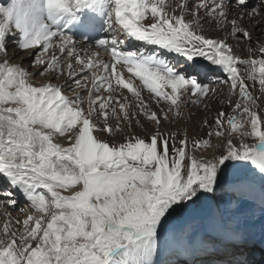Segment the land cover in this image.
Instances as JSON below:
<instances>
[{
  "label": "snow or ice",
  "instance_id": "6c2138e0",
  "mask_svg": "<svg viewBox=\"0 0 264 264\" xmlns=\"http://www.w3.org/2000/svg\"><path fill=\"white\" fill-rule=\"evenodd\" d=\"M105 3L109 35L94 45L110 60L99 52L82 59L63 22L70 25L81 8ZM257 17L264 18V0H13L0 6V197L15 205L20 193L41 214L23 221L19 237L15 231L9 236L5 226L0 264H109L115 250L155 238L156 229L175 218L186 222L170 235V246L190 264L204 257L210 264H252L245 251L247 227L241 225L257 206L264 213V115L249 90L258 81L264 94V42L247 49L248 59L234 48L252 38L241 21ZM205 23L226 37H213ZM93 27L89 22L85 31ZM9 36H18L20 50L43 43L33 67L46 63L41 56L57 38L60 53L80 65L67 64V80L74 83L36 86L35 75L63 74L60 61L53 54L39 73L10 63ZM126 41L143 46L130 50ZM85 70L89 75L75 79ZM225 84L231 110L219 111L211 125L204 121L207 136L224 141L211 154L202 151L212 146L210 139L189 146L187 136L177 139L162 130L170 114L178 116L190 104L207 108L205 98H215ZM134 123L143 134L131 130ZM241 202L254 209L237 215ZM194 231L196 242L189 244ZM215 239L223 241L221 248Z\"/></svg>",
  "mask_w": 264,
  "mask_h": 264
},
{
  "label": "rangeland",
  "instance_id": "374dc122",
  "mask_svg": "<svg viewBox=\"0 0 264 264\" xmlns=\"http://www.w3.org/2000/svg\"><path fill=\"white\" fill-rule=\"evenodd\" d=\"M10 2L11 1H9L8 3L10 4ZM166 2H167V0H166ZM173 2L178 3L179 0H173ZM190 2H191V0H190ZM259 3H260V0H250V4H252V5H256ZM9 4H7V6ZM234 14L238 15L239 13H234ZM41 16H43V13L41 14ZM205 20H207V18H205ZM146 23H147V21H146ZM241 23L252 34L251 41H245L244 39H240L239 43L237 44V42L233 41L230 37H228L227 39L229 40L230 43L237 44V47L234 48L235 54L240 55L242 58L248 59V58H250L251 54L247 51V49L249 47H252L255 49L257 47L258 41L264 42V25L261 26V23H264V18L257 17V18L251 19V20L245 19V20L241 21ZM205 28L207 29L208 33L215 38H225L226 37L225 31L215 29L210 24L205 23ZM66 29L68 30V28H65V30ZM260 29H261V31L258 32L257 30H260ZM228 31H230V28L228 29ZM67 34L70 35L69 31H67ZM106 35H108V34H104L102 38L106 37ZM17 38H18V36H17ZM120 38L123 39V36H121ZM75 39H77V38H75ZM17 40L18 39H15L14 41L16 42ZM53 42H54V47L52 49H49L48 53H44L43 56H41V59L46 61V63L43 65L45 66L47 64V59L50 56H52L53 54L58 52L61 55H56V57L59 58L60 67H62L64 69V74H62V76L67 77L68 74L66 75L65 69H67L68 63L72 62L73 66L76 68H79L80 65L77 64L75 57H72V56L69 57V56H67L66 53H60L59 48L56 46L60 43V41L57 38L54 37ZM130 42L131 41L125 42V48L130 49V45H129ZM132 42H134V41H132ZM137 43H141V42H136V44ZM88 44H91V43H87L83 47H79L78 43H77V48L80 51V57L82 59L83 58H91L99 52V57L101 59H104L105 62H108L110 60L109 54L103 53L94 44H92L91 47H89ZM42 45H43V43H42ZM42 45H39V47H37L39 49H38V52L34 55L33 59L31 58V60H30V58H29L28 61L26 58L21 59L17 64L26 68V69H29L32 73H39L40 70L42 71L43 69L47 68V67L42 68L43 65H40V64H37L35 67L32 66V61L43 50V49H40V47ZM37 48H35V49H37ZM10 49H8V52L10 51ZM34 50L32 49L33 52H35ZM130 50H132V49H130ZM154 50H156V49H154ZM162 53L166 55V53H164V52H162ZM24 54H22V55H24ZM15 61H16V59H14L13 63H15ZM201 62L207 63V61H201ZM37 66H40V68L38 67V69H35ZM238 67H243V66L239 65ZM86 75H89L88 70H85L84 72H78L76 77L78 79H80L81 77L86 76ZM128 75L129 74L125 73L126 78ZM217 75L220 76L221 78H223V73H217ZM57 78L58 77L55 75V73L53 74V71L49 70V71L45 72L44 76L35 75L33 77V82H39L38 83L39 85H42V84L47 83V82L48 83H56ZM83 82L86 84H89V81H83ZM209 82H211V81H209ZM248 84L251 86L253 84V82L248 81ZM89 86H90V84H89ZM249 90L252 91L253 95L258 98L257 99L258 111L260 112L261 115H264V94H261L259 91L258 81L255 83V86L250 87ZM123 93L131 96V93H128V91L126 89L123 90ZM82 94L86 95V90H83ZM104 94L106 95V93H104ZM113 95L117 96L120 94L114 93ZM236 98H238V97H234L233 100H235ZM228 99H229V97H228V85H226V84L220 85L217 88V96L215 98H213L211 100H209L208 98H205V103H207V105H208L207 108H205L203 104H201V105L190 104L181 110L180 115L173 116L172 114H170V120L163 122L162 130L165 132L176 133L177 139H181V138L187 136L189 139V146L191 145V142L195 139H210V144L212 146L204 148L202 151H204L205 153L211 154V152L216 150V146L222 145L224 143V141L222 138H218L215 136L209 138L207 136L209 128L205 126L204 121L207 120L209 122V124L211 125L219 111H221V110H224L226 112L230 111L231 106L225 102ZM118 111H119V109H118ZM139 119L143 123L145 118L139 117ZM109 122H110V124L116 123L114 118L110 119ZM124 124H126V122H121L122 127L124 126ZM127 130H129V129H126V131ZM131 130H134L140 134H143V132H144L143 127L140 124H135V123L133 125V129H131ZM148 131L152 132V131H154V129L150 127L148 129ZM122 136H123L122 133L117 134V137H116L117 141L122 142L121 141ZM105 139H108L107 133L105 134ZM248 142L253 143L254 140L249 138ZM158 148H159V145H158ZM248 171H250V172L252 171L251 167H249ZM6 200L7 199H3L0 201V202H2V204L0 203V206H1L0 208H7L9 210H13L12 208L8 207V205H6V202H5ZM16 206L17 207H15V211H12V212H13V214H15L19 217V220L16 221V220L12 219V221H11L10 218H12L13 216L10 217V215H7L5 213L3 215H0V239L5 238L4 228L6 225L9 229V232H8L9 236L11 235V232L15 231L17 233V236L19 237V235L22 234V232L24 231L23 221L25 219H27L26 215L28 214V215H32V216H36V217L41 215L40 213H36V214L30 213V211H29L30 206L28 204H24L18 208V203H17ZM10 212L11 211H8L7 213L11 214ZM45 220H47V218H45ZM185 222L186 221L184 218L172 219L163 228L158 227L156 229L155 238L141 237L139 240H134L133 243L134 244L145 243L146 245H150V244H153V242H155V241H165V242H167V244L169 246L168 250H167V254H166L167 257H176L178 253L174 252L173 249L171 248L170 242H169V237L172 233L180 231L183 228ZM161 223H163V221H161ZM177 223H181V224H177ZM29 227L30 228L34 227V221L29 222ZM196 234H197L196 231H194L188 238L190 239L192 236H194ZM216 240L219 241L218 239H215L214 241H216ZM219 244L221 245V243H219ZM246 244H248V241L246 242ZM34 246H35V244H33V247ZM222 246H223V244L218 248H221ZM245 251H247V248L245 249ZM263 252H264V250H263ZM206 259L210 260L209 257H207ZM215 260L220 261V262H226L227 258L225 256H216ZM188 262L186 264H189ZM202 262H203V259H201L200 261H197L196 264H203ZM207 264H210V263H207ZM260 264H264V255H262Z\"/></svg>",
  "mask_w": 264,
  "mask_h": 264
},
{
  "label": "bare ground",
  "instance_id": "6f19581e",
  "mask_svg": "<svg viewBox=\"0 0 264 264\" xmlns=\"http://www.w3.org/2000/svg\"><path fill=\"white\" fill-rule=\"evenodd\" d=\"M4 1L5 0H0V6H7V4H9L8 2L4 3ZM12 2H13V0H11L10 4ZM107 10H108L107 3H105L102 7L96 8L95 10L92 7H83V8H81L80 11L75 13V18L73 20V23L75 21L79 20L81 17H85V16L88 17L91 14V12H93L92 22L97 23L98 21H100L98 19L99 16L100 15L103 16L104 19L102 22L105 26L104 32H105V34L109 35V33L107 31V27H108ZM41 19H44L46 21L47 20V14L43 13V16H41ZM69 19H71V18H69ZM73 23H71L69 25L68 19H66L64 21L63 25L65 28H69L71 30ZM263 25H264V23H261V26H263ZM257 31L259 32V31H261V29L257 30ZM66 32H67V29H66ZM70 35L73 37L72 33ZM73 38L75 39V37H73ZM15 39H18V38L13 37V36H9L7 38L6 47H7V49L11 48L10 51L8 52V55H7L9 62L13 63L14 59H16L14 64H17L21 59L26 58L27 61L29 60V58H30V60H31V58L33 59L34 55L38 52L39 48H37L35 50L33 49L35 52H33L32 49L20 50L18 47V44L14 41ZM76 41H77L79 47H83L85 44H87V42H85L83 40H77L76 39ZM129 45H130V49H135V48H138L140 46H143L141 43L136 44L135 41L134 42L131 41L129 43ZM43 47H44V45H42L40 47V49H43ZM154 49H155L154 46H149V48H148L149 51H153ZM156 50H158V49H156ZM161 51L163 52V50H161ZM22 54H24V55H22ZM55 55H61V54L56 52ZM171 55H174V54H166V56H171ZM72 57H75V56H72ZM51 58H52V56H50L47 59V64L51 62V60H50ZM3 59H4V57L2 55H0V63L3 62ZM58 60H59V58H58ZM47 64L45 66L43 65L42 68L47 67ZM38 67L40 68V66H37L35 69H38ZM52 71H53V74L55 73V75L58 77L57 82L52 83V84H65V86L67 87L68 83H74V81L67 80L66 76L63 77L62 75H60L58 70H52ZM65 72L67 75L68 69H65ZM63 74H64V72H63ZM75 79H78V78L75 77ZM38 83L39 82H34V84L36 86H40ZM44 84H46V83H44ZM59 142L64 144L65 146H67L66 138H61ZM3 187H4V185L0 184V191H2ZM67 194H69V193H65V195H67ZM3 199H7V197H0V201ZM15 199L18 203V208L24 204H28L30 206L29 202H27L25 200V198L20 193H17ZM0 203L2 204V202H0ZM17 203L15 205H10V204L6 203V205H8V207L12 208L13 210H9L7 208H0V215H3L5 213L7 215H10V217L13 216L12 218H10L11 221H12V219L16 220V221L19 220V217L17 215L13 214V212H12V211H15V207H17L16 206ZM29 208H30V210H29L30 213H32V214L37 213V212H34L35 210L31 206ZM253 209H254V205L247 203V202H241V205L237 209L236 214L237 215H243L246 213H250ZM8 211H11L10 212L11 214L7 213ZM26 216L28 217L29 215L27 214ZM177 224H181V223H177ZM241 226L247 227V231H248V237H247L248 244H246V246H245V249L247 248L246 252L248 254V257L251 260L252 264H260L262 255H264V252H263V250H264V213L261 212L259 206L256 207L255 214L251 217V219L247 223V225H241ZM196 239H197V234L192 236L190 239L188 238V243L194 244L196 242ZM214 242H215V245L217 248L223 244V241H221V240H219V241L216 240ZM219 243H221V245ZM168 247L169 246H168L167 242H165V241H155V242H153V244H150V245H146L145 243H141V244H134L133 242L127 243L125 248L117 249L111 254V259L109 261V264H186L189 261L187 258H185L184 256H182L180 254H177L176 257H167L166 254H167ZM206 258L207 257L196 259V260L192 261L191 264H196L197 261H200L201 259H203V262H202L203 264L210 263V260H208ZM188 263L190 264V262H188Z\"/></svg>",
  "mask_w": 264,
  "mask_h": 264
}]
</instances>
